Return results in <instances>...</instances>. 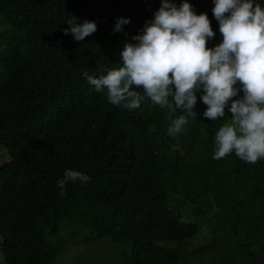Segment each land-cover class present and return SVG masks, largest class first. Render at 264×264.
I'll use <instances>...</instances> for the list:
<instances>
[{
    "label": "trees",
    "instance_id": "trees-1",
    "mask_svg": "<svg viewBox=\"0 0 264 264\" xmlns=\"http://www.w3.org/2000/svg\"><path fill=\"white\" fill-rule=\"evenodd\" d=\"M178 6L184 0H171ZM206 13L222 43L214 0H187ZM264 7V0H254ZM162 0H0L11 29L0 54V235L6 264H50L67 241L63 225L90 238L127 240L126 264H264V159L235 153L213 159L216 132L228 119L203 116L197 93L186 131L167 134L171 109L144 97L141 107L109 103L83 73L96 78L122 66L120 53L143 34ZM130 23L114 32L118 18ZM97 31L75 41L69 20ZM143 96L142 89H136ZM243 92H240V96ZM171 100V98H170ZM183 114L177 110V115ZM71 169L91 177L57 181ZM209 224L211 243L187 242Z\"/></svg>",
    "mask_w": 264,
    "mask_h": 264
},
{
    "label": "clouds",
    "instance_id": "clouds-1",
    "mask_svg": "<svg viewBox=\"0 0 264 264\" xmlns=\"http://www.w3.org/2000/svg\"><path fill=\"white\" fill-rule=\"evenodd\" d=\"M214 5L223 37L214 48L207 46L216 33L206 13L197 15L187 0L179 6L162 0L143 34L132 37L137 43H125L121 67L99 78L83 75L96 91L106 90L113 105L135 110L147 97L153 105L171 109L175 119L167 134L173 138L186 131L189 117L197 115V93L202 92L205 118L216 121L230 114L216 132L213 159L234 152L255 164L264 159V7L254 0H214ZM129 23L118 18L114 32ZM67 24L64 34L78 42L97 31L92 21L79 24L73 19ZM136 89H142L143 96ZM177 110L183 114L177 115ZM90 180L83 172L68 169L57 181L60 195H66L69 182Z\"/></svg>",
    "mask_w": 264,
    "mask_h": 264
},
{
    "label": "rangeland",
    "instance_id": "rangeland-1",
    "mask_svg": "<svg viewBox=\"0 0 264 264\" xmlns=\"http://www.w3.org/2000/svg\"><path fill=\"white\" fill-rule=\"evenodd\" d=\"M11 29L5 18L0 14V54L6 48L5 34ZM8 160L4 147L0 145V165ZM202 229L198 238L188 241L187 248L191 251L208 246L211 243L209 224L201 220ZM90 229H75L63 225L58 237L67 241V245L59 257L50 264H126L132 254V244L127 240L113 241L110 238L92 239ZM0 264H6L3 251V237L0 235Z\"/></svg>",
    "mask_w": 264,
    "mask_h": 264
}]
</instances>
